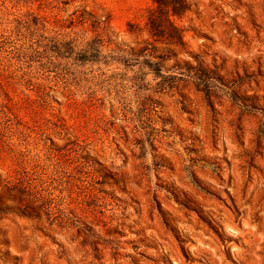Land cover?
I'll return each instance as SVG.
<instances>
[{"label": "rangeland", "instance_id": "374dc122", "mask_svg": "<svg viewBox=\"0 0 264 264\" xmlns=\"http://www.w3.org/2000/svg\"><path fill=\"white\" fill-rule=\"evenodd\" d=\"M188 1L179 49L154 0H0V264H264V0Z\"/></svg>", "mask_w": 264, "mask_h": 264}, {"label": "trees", "instance_id": "16d2710c", "mask_svg": "<svg viewBox=\"0 0 264 264\" xmlns=\"http://www.w3.org/2000/svg\"><path fill=\"white\" fill-rule=\"evenodd\" d=\"M155 8L149 11L146 26L149 33L155 39L166 46L183 49L185 46L183 40V30L174 22L175 18L181 19L191 9V3L188 0H154ZM146 49L140 50L139 55L143 58L140 63L155 79H158V87L161 90L169 89L170 91L177 87L179 82L190 80L197 91L204 94L205 100L210 104V100L216 91H224V88L229 92L234 101L242 99L236 95L234 86L236 83L226 85L223 79L219 76L216 68H210L199 59H194L195 64L188 61L182 64L175 63L171 70H162V63L169 59L161 54L157 57L146 55ZM147 56V57H146ZM175 56V55H173ZM156 59L157 61H153ZM129 60H126L128 62ZM142 67V68H143ZM142 80V79H139ZM140 88V87H139ZM246 100V99H245ZM155 101L150 100L149 108L155 111Z\"/></svg>", "mask_w": 264, "mask_h": 264}]
</instances>
